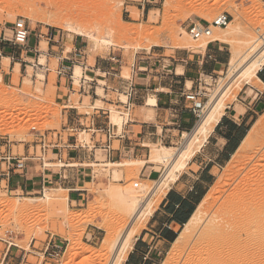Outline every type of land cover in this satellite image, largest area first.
I'll return each instance as SVG.
<instances>
[{"label": "rangeland", "instance_id": "rangeland-1", "mask_svg": "<svg viewBox=\"0 0 264 264\" xmlns=\"http://www.w3.org/2000/svg\"><path fill=\"white\" fill-rule=\"evenodd\" d=\"M50 1L52 7L45 0H0V43L8 47L6 51L0 47V136L10 140L15 154L27 152L28 146L36 138L33 127L41 131L62 130L64 106L56 101L58 58L73 52V45H80L78 52L81 51L79 55L84 57L80 60L88 59L92 65L97 58H115L118 64L124 65L123 75L130 77V63L152 56L172 59L177 49H204L212 41L211 36L194 40L186 28L191 20H201L208 25L219 13H230V25L227 28L214 27L213 31L220 34L234 32L235 41L224 42L232 56L234 49H238L242 55L260 34L264 35V3L259 0H63L64 4L59 6L56 0ZM36 7L39 11L34 9ZM19 19H24L29 26V40L45 33L46 37L51 35L58 44L65 43V46L58 49L59 54H52L51 57L47 52L41 53L22 69L19 63H15L17 59L12 60L11 64L9 57H3V54L22 53L29 44V40L25 46L10 42L13 24ZM42 40L45 43L46 39ZM205 42L206 46H202ZM231 68L229 64L223 72L212 78L206 77L207 96L203 100L201 116L209 108L222 78L228 77ZM83 72V67L79 74L75 72V76L78 75L75 79L77 89ZM245 83L231 96L226 106L237 97ZM122 99L126 100L124 96ZM98 105L103 104L99 102ZM110 108L112 120L121 122L117 107ZM255 126L258 131L253 144L238 161L233 163L231 158L223 165L199 206L200 219L184 228L182 234L187 244L183 243L176 252L174 245H171L160 264H185L202 247L206 232L212 231L215 224L229 215L234 198L248 185L245 178L251 182L256 176L264 174V111L252 129ZM91 136L90 133L81 134L88 141ZM184 141L173 151H177ZM157 147H152V155ZM156 164L158 167L153 180L140 179L138 168L131 165L127 166L130 173L126 181L120 183L115 181L121 178L119 165L93 162L94 176L87 175L78 184L84 193L81 196L84 199L79 204L72 202L70 191L55 181H49L45 194L38 195L10 192L3 182L0 186V257L7 246L3 239L13 240L28 250L39 251H43L46 244L52 241L63 248L60 257L48 260L52 264H111V248H102L101 245L106 234L110 233L116 239L128 229H135L138 232L133 237L134 243L168 188L165 185L162 190L150 194L168 166L162 161ZM136 182L140 183L139 187L134 186ZM235 189L237 192H234ZM135 196L143 199L151 196L150 209L147 208L143 217L136 219L133 218L132 202ZM46 258L43 257V260L46 261ZM31 260L36 259L32 257ZM261 261L264 264V257Z\"/></svg>", "mask_w": 264, "mask_h": 264}, {"label": "crops", "instance_id": "crops-1", "mask_svg": "<svg viewBox=\"0 0 264 264\" xmlns=\"http://www.w3.org/2000/svg\"><path fill=\"white\" fill-rule=\"evenodd\" d=\"M259 1L264 3V0ZM44 34L30 38L27 49L22 53L3 54V57H9L11 64L12 60L17 59L15 63H19L22 69L43 52H47L50 57L59 54L58 49L65 46V43L58 44L51 35L46 37ZM42 38L46 39L45 43ZM0 47L3 51L8 50L1 43ZM73 48V52L58 58L56 101L64 106L63 136L60 141L62 148L59 151L78 164L77 167L67 168L68 178L62 180L61 186L70 191L71 201L77 204L84 199L78 184L87 175L95 174L94 166L91 165L94 159L93 152L87 148L70 147L75 143L77 135L70 128H106L113 124L116 134L110 139L105 131L96 134L86 131L92 135L89 141H85L90 146L95 145V154L99 156L96 158L97 164H123L128 160H141L144 165L132 166L138 168L140 179L151 181L158 167L156 162H151L152 147L177 149L185 139V134L197 125L198 117L191 110L192 102L186 98V94L198 89L200 77L223 72L232 58L224 42L212 40L204 49H177L172 59L152 56L130 63L128 67L131 76L125 77L124 65L118 64L115 58H97L91 65L88 59H79L84 58L79 55L81 51L78 52L80 45H73ZM77 64L83 67L82 76L91 80L84 91L80 85L79 89L76 87L74 70ZM130 90H133V94L129 97ZM128 99L131 102L129 117L114 122L110 106L122 109L121 102ZM99 102L103 105H98ZM263 111L264 63L256 78L246 82L237 97L225 107L223 115L201 148L169 184L122 264H160L208 194L217 173L231 160ZM107 145L109 149H105ZM127 166L131 165L118 166L121 178L115 181H126L130 173ZM26 173L24 178L16 176L12 182L2 180L0 185L7 182L5 188L10 192L38 195L42 192L44 182L59 177L55 172L42 170L35 163H28ZM22 253L20 249L11 250L12 264H52L44 261L42 254L26 253L22 260ZM32 257L36 260H31Z\"/></svg>", "mask_w": 264, "mask_h": 264}, {"label": "bare ground", "instance_id": "bare-ground-1", "mask_svg": "<svg viewBox=\"0 0 264 264\" xmlns=\"http://www.w3.org/2000/svg\"><path fill=\"white\" fill-rule=\"evenodd\" d=\"M45 1L48 6H53L50 0ZM33 3H35V1ZM62 3L63 0H56V4L58 6ZM34 9H37V7ZM33 14H35V12ZM210 36L212 40H220L229 43L235 41L236 39V37L234 36V32L229 34H220L219 32L214 30L212 31ZM206 44L207 42L202 44V46H206ZM234 50V56H232L231 58L230 65L235 70L233 69L234 71H232L231 68L228 77H225L226 79L222 78L224 81L222 80L221 86L213 97L209 108L205 112H203V115L197 122V125L192 130V132L185 134V141L182 146L177 151H173V149L169 147L160 146L157 147V151L152 155L151 162L162 161L168 166L162 179L157 183L153 190L151 189V195L159 191L165 185L166 187H168L169 181L173 182L178 177L181 170L186 166L190 158L201 148L205 140L210 135L211 131L214 129L217 122L220 120L221 116L224 113L227 102L231 100V96L237 93V89H239L244 82H249L256 78L259 68L264 63V35L260 34L259 37L255 39L247 48V51H244L242 55H240V51L238 49ZM81 69L82 67L77 65L75 68L76 74H79L81 72ZM257 131V126L250 130L249 134L247 135L246 139L243 141L239 149L233 154V163L238 161L242 154L244 155V152L253 144L257 136ZM114 165H144V162L141 160H128L123 164ZM256 177L255 179L250 177V179H253V181L251 182H249L245 178V180L248 182V185L245 186L246 188H242L243 190L238 192L236 198H234L235 200L231 204L229 215L225 218L224 221L215 224L212 231L206 232V235L202 242L203 245H201L202 247L194 252L195 255L191 256L190 254L191 257L186 260L185 264H261V260L264 257V174ZM240 188L241 187H239L238 189ZM235 191L236 189L234 190V192ZM150 201L151 196L146 199H143L139 196L134 197V199L132 200L134 204V219L144 215V212L147 208L150 209ZM200 216L201 209L198 207L186 226L196 222L198 219H200ZM215 220L216 219H214L213 221ZM183 230L180 233L181 235L173 243L175 252L180 249L185 241V235L182 234ZM137 232L138 230L128 229L124 234H121L122 236L119 235L117 238L115 237L116 239H114L113 235H111L110 233L106 234L107 236H105V239L103 240V243L101 245L102 248H111L113 252L111 264L123 262L129 252V248L131 249V247L134 245L132 241L134 235ZM183 260L181 261L182 263Z\"/></svg>", "mask_w": 264, "mask_h": 264}, {"label": "built area", "instance_id": "built-area-1", "mask_svg": "<svg viewBox=\"0 0 264 264\" xmlns=\"http://www.w3.org/2000/svg\"><path fill=\"white\" fill-rule=\"evenodd\" d=\"M231 21V14L224 11L216 15V17L208 25L204 24V22L201 20H191L186 28L187 32L194 40H199L203 37L210 36L214 27L227 28ZM12 32L13 36L12 39H10V42H12L14 45H27L30 36V30L24 19H19L13 24ZM206 77L212 78V76L208 75L200 77L198 80V89L194 92L186 94V98L192 102L190 108L198 118H200L201 111L203 109V100L207 96V90L205 89V85H207ZM79 83L80 87L84 91L87 88L86 84L91 83V80H89L87 77L81 76ZM132 94L133 90H130L128 94L129 97L132 96ZM121 104L123 105V108L118 109L121 117H129L131 102H129L128 99L126 102H121ZM33 130H36V138L31 142V144L28 146V151L24 154H15L10 146V140L5 136H0V182H2V180L12 182L16 176L24 178L27 174L26 168L28 163H35V165L40 166V168L46 172H55V174L59 175V177H54L43 183L41 193L45 194V191L47 190V183L49 181L51 183L55 181V183L57 182L58 185L61 186L62 180H66L68 178L67 168L77 167L78 164L71 159L64 157L62 152L59 151V149L62 148L60 142L63 136L62 131H41L36 127H33ZM69 130L73 133L77 132V135L75 136V143L71 144L70 147L75 149L87 148L89 151L93 152L94 163H98L96 158L99 157L97 154H95L96 147L95 145L90 146L89 143L85 141V138L81 137V134L86 133V131L92 132L93 134L105 131L109 139L114 137L116 134L115 130L113 129V124L106 128L87 126L84 129L70 128ZM78 131H80L79 134ZM31 148L32 152L30 151ZM105 149H109V145L105 146ZM54 150L56 152H54ZM18 184H20L19 181ZM7 185L8 183L5 182L6 188ZM134 186L139 187L140 183L136 182ZM2 241L7 243V246L2 253L0 264H12L11 250L13 248L23 251L22 260H24L26 253H33L39 256L41 254L44 257L47 256L46 261L52 258L60 257L63 249L56 242L52 243V241H49L46 244V247L43 251H39L37 249L28 250L13 240L3 239Z\"/></svg>", "mask_w": 264, "mask_h": 264}]
</instances>
